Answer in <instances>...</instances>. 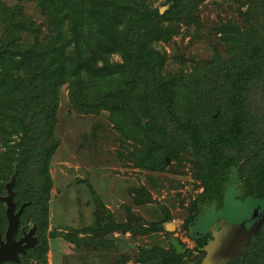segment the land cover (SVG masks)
I'll list each match as a JSON object with an SVG mask.
<instances>
[{"label":"rangeland","instance_id":"1","mask_svg":"<svg viewBox=\"0 0 264 264\" xmlns=\"http://www.w3.org/2000/svg\"><path fill=\"white\" fill-rule=\"evenodd\" d=\"M146 1L160 14L171 5V0ZM5 5H19L22 9V16L12 14L0 20V50L5 51L0 65L8 66L19 57L16 55L19 51L22 53L36 42L42 44L50 37L51 28L50 19L38 1L5 0ZM194 14L199 18L196 24H180L177 33L166 42H157V49L165 51L166 59L155 73V77L177 75L180 79L182 94L178 108L190 118L192 137L185 129L181 134L176 132L175 124L163 118V110L152 111L138 99L134 119L143 124L148 121L152 132L162 131L150 140L159 149V170L136 164L134 153L145 146L123 139L108 110L76 109L67 85L60 87L56 98H50H54L57 106L51 115L48 108L49 112L41 114L38 107L27 109L28 123L30 117L37 123L33 128L52 121L54 125V139L50 142H57V146L48 166L51 185L47 219L37 230L36 244L20 256L18 263L2 264H142V257L154 253L150 252L154 248L162 250L159 254L170 255L171 238L193 246L200 242L191 233L209 232L211 240L214 234L227 231L231 224L239 223L242 232H248L264 221L260 200L241 201L245 189L250 190V179L264 163V71L246 83L247 118L242 125L241 140L232 146L221 144L215 155L211 154V171L204 177L196 150L193 153L194 142L200 136L226 132V123L232 117L234 93L224 80L222 66L226 61L230 68L236 64L234 55L239 44L234 41L236 37L227 42L225 33L218 32L219 26L232 24V29L242 32L241 41L250 39V35L262 38L263 0H205L196 4ZM112 58L122 61L118 54ZM151 89H147L150 98L154 105L160 106L157 102L161 95L152 94ZM14 95L8 88L0 89V119L1 112H6L2 104L9 107ZM39 97L42 100L41 94ZM46 107H41L42 111ZM22 108L15 105L11 112ZM158 110L162 117L151 120V114H146V111L158 114ZM215 120L216 129L212 126ZM10 122L0 128L2 158L8 159L17 152L22 142L32 144L40 152L48 146L33 129L26 132L21 126L15 132ZM165 157L169 158L167 164L162 162ZM0 170H5L4 165ZM7 177L5 174L0 178L2 194ZM215 179L221 182L219 190L212 186ZM217 195L221 201L215 203L213 197ZM3 212L0 205L2 235L7 227ZM37 217H41L40 212L32 207L24 214L27 221H21V227L24 225L26 231L36 227L33 223ZM169 222L173 227L167 229Z\"/></svg>","mask_w":264,"mask_h":264},{"label":"trees","instance_id":"2","mask_svg":"<svg viewBox=\"0 0 264 264\" xmlns=\"http://www.w3.org/2000/svg\"><path fill=\"white\" fill-rule=\"evenodd\" d=\"M28 1H38L41 4L44 15L50 19L48 24L51 36L42 44L36 42L30 48L22 50V53L19 51L16 54L19 57L14 58L10 65H0V89L8 88V91L16 93L9 107L5 103L2 104L6 112H1L0 128H5L11 121L10 127H14L15 132L21 126L26 132L33 129L43 137L48 146L40 152L36 151L32 144L25 145L22 142L20 149L14 151V155L11 153L8 159L0 156V166L5 167L3 172L0 170V178L8 174V180L3 186L4 194L0 191V196L7 194L6 185L12 182L16 209L25 203L19 217L20 226L24 214L32 207L40 212L41 217L38 218V215L33 223L36 225L37 235V230H41L47 219L51 185L48 166L57 142H50L54 139L52 136L54 125L51 124L53 121L47 126L39 125L33 128L37 123L31 117L28 123L27 109L31 106L38 107L41 114L49 112L48 108L51 109L49 112L51 115L52 109L55 110L57 106L54 98H50H56L60 87L67 85L76 109L83 111L87 108L90 112L108 110L112 113L114 126L123 139L138 143L140 147L145 146L134 153V157L137 158L136 164L153 171L159 170L161 168L159 149L155 147L156 143L150 140L160 135L162 131L152 132L148 121L143 124L141 120L134 119L138 110V99H142L152 111L163 110V118L175 124L176 132L181 134V130L185 129L192 137L190 118L178 108L182 94L180 79L177 75L155 77L157 68H161L166 59L165 51L157 49L156 44L158 41L166 42L170 36L177 33L180 24L186 26L196 24L199 18L198 15H193V12L196 4L205 0H171V5L163 14L146 0ZM20 10L22 11L19 5L8 7L5 0H0V20L12 14L22 16ZM218 32L225 33L227 42H232L231 40L236 37L234 41L239 44L234 55L236 64L230 68L226 61L222 66L224 80L230 83L234 93L233 111L232 117L226 123V132L216 131L219 133L217 135L204 133V136H200L194 142L193 146L196 149L193 153L195 154L196 150L203 177L210 173L213 164L211 154L215 155L221 144L232 146L241 140L242 125L246 123L244 121L247 118L244 97V90L248 87L246 83L264 71V36L260 38L250 35V39L241 41L242 32L239 29H232V24L225 23L219 26ZM114 54H118L122 61L113 60ZM149 87L152 88V94L161 95L157 102H160V106L154 105V100L150 98L147 90ZM39 94L42 95V100H39ZM15 105L24 109L11 112ZM45 105L47 107L42 111L41 107ZM146 114L147 116L151 114L149 117L151 120L162 117L159 110L158 114L156 113L158 116L151 111H146ZM28 125L31 128H28ZM217 125L215 120L212 126L216 129ZM162 162L165 164V159ZM219 183L220 180L215 179L212 186L219 190ZM249 184L250 190L245 189L241 201L245 198L260 200L264 206V163L257 169ZM218 197L219 195L213 197L215 203L221 201ZM4 204L0 199V205L4 208L3 220L7 222ZM26 221L25 219L24 222ZM2 231L3 227H0V232ZM189 235L200 242L196 244L198 246L205 245L210 238L209 232ZM170 246L172 248L170 255L168 252L159 254L162 250L154 248V251H150L154 253H148L144 256L145 259L142 257L140 261L142 264L177 261L180 256L175 253L173 245ZM227 264H264V221L258 233L251 236L246 244L245 253Z\"/></svg>","mask_w":264,"mask_h":264},{"label":"water","instance_id":"3","mask_svg":"<svg viewBox=\"0 0 264 264\" xmlns=\"http://www.w3.org/2000/svg\"><path fill=\"white\" fill-rule=\"evenodd\" d=\"M2 51H0L1 55ZM169 161L168 157H165V164ZM12 182L6 185L7 194L0 196V199L5 203V217L7 220V227L2 235L0 232V263L2 261H13L19 260V254H24L26 249L32 248L36 242L37 237L35 236V226L25 231L20 228V214L24 208V204L16 209L13 200V190L11 188ZM262 221L257 224L253 229H249L245 232L247 235H241L235 233V226L231 224L227 231L218 232L214 234L211 240L208 241L206 247H204L205 256L201 259L200 264H227L235 261L239 256L245 253V246L248 243L251 236L256 235L259 231ZM171 228L172 223H167ZM168 227V228H169ZM167 228V229H168ZM21 229V235L16 239V235ZM3 236V237H2ZM232 237V238H231ZM170 243L176 248L179 247V243L176 239L171 238Z\"/></svg>","mask_w":264,"mask_h":264},{"label":"flooded vegetation","instance_id":"4","mask_svg":"<svg viewBox=\"0 0 264 264\" xmlns=\"http://www.w3.org/2000/svg\"><path fill=\"white\" fill-rule=\"evenodd\" d=\"M20 228H23V227L20 226ZM20 230L21 229H19V232L15 236L16 239H18L21 235ZM177 242L179 243V247L176 248L175 246H173V248H174L175 253H177L178 256H180V258L177 259V261H174V260L173 261H162V262H159V264H200L201 263L202 261L201 259H203L205 256V251L203 248L204 245L198 246L194 244L193 246H186L180 243L179 240ZM26 252H27V249H26ZM21 255L22 254L20 253L19 256Z\"/></svg>","mask_w":264,"mask_h":264},{"label":"bare ground","instance_id":"5","mask_svg":"<svg viewBox=\"0 0 264 264\" xmlns=\"http://www.w3.org/2000/svg\"><path fill=\"white\" fill-rule=\"evenodd\" d=\"M234 226H235V230H236L235 233H236V234H237V231H239L241 235H244L245 231L242 232V225H241V224L236 223V224H234ZM167 227H169V226L167 225ZM231 238H232V237H231Z\"/></svg>","mask_w":264,"mask_h":264},{"label":"crops","instance_id":"6","mask_svg":"<svg viewBox=\"0 0 264 264\" xmlns=\"http://www.w3.org/2000/svg\"><path fill=\"white\" fill-rule=\"evenodd\" d=\"M166 228H167V224H166V226H165Z\"/></svg>","mask_w":264,"mask_h":264}]
</instances>
